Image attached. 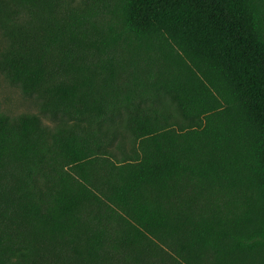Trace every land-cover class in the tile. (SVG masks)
<instances>
[{"label":"trees","instance_id":"trees-1","mask_svg":"<svg viewBox=\"0 0 264 264\" xmlns=\"http://www.w3.org/2000/svg\"><path fill=\"white\" fill-rule=\"evenodd\" d=\"M0 264H264V0H0Z\"/></svg>","mask_w":264,"mask_h":264},{"label":"rangeland","instance_id":"rangeland-1","mask_svg":"<svg viewBox=\"0 0 264 264\" xmlns=\"http://www.w3.org/2000/svg\"><path fill=\"white\" fill-rule=\"evenodd\" d=\"M6 44V39L0 34V53ZM0 101L2 112L10 117L22 114L39 116L42 121L49 125H55L48 115L41 111L40 100L35 96L26 95L19 85L12 84L6 75L0 70ZM12 263L15 264L18 256L12 255Z\"/></svg>","mask_w":264,"mask_h":264}]
</instances>
